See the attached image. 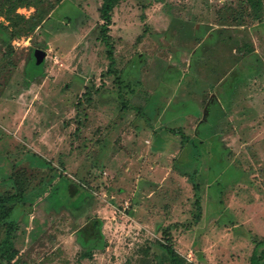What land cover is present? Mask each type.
<instances>
[{"label":"rangeland","instance_id":"rangeland-1","mask_svg":"<svg viewBox=\"0 0 264 264\" xmlns=\"http://www.w3.org/2000/svg\"><path fill=\"white\" fill-rule=\"evenodd\" d=\"M255 1L120 0L111 64L103 0H0V197H26L0 220V264L10 221L12 264H170L168 244L182 264H251L264 249ZM93 218L99 241L81 232Z\"/></svg>","mask_w":264,"mask_h":264},{"label":"trees","instance_id":"trees-1","mask_svg":"<svg viewBox=\"0 0 264 264\" xmlns=\"http://www.w3.org/2000/svg\"><path fill=\"white\" fill-rule=\"evenodd\" d=\"M120 0H103L102 7H101V16L103 19V24L101 26V37L103 41L105 42L106 46L108 47V57L111 61V64L114 63V45L112 44V38L109 34V27L112 23V12L114 8L117 6ZM251 4L256 5L257 1L255 0H249ZM36 60V59H35ZM43 65V62L39 65L34 64L33 70L28 72V78H33L35 73L41 72V66ZM178 134H181L182 137L190 141L192 140L189 136H187L182 130L175 131ZM71 186H76L71 183ZM24 194H15V195H8L4 198L0 197V220L4 218H9L11 214L14 211V208L16 205L22 204L23 200L25 199ZM201 197L198 196L196 200L197 204V215L196 220L199 221L201 219V213H202V205H201ZM12 203L11 205H6V203ZM7 230V241L3 244V249L1 251V259L7 264H12V261L14 260L15 256L17 255V251L14 248L13 243V231L15 229V222L10 221V225L8 226ZM100 228H101V221L97 218H93L87 223L85 226L81 228V232L83 235H85L87 241L90 239L92 240H100L102 238V235L100 234ZM91 251H86L82 254L83 258H90L92 257ZM166 254L168 255L170 259V264H182V259L179 256L176 249L171 245L168 244L166 246ZM251 264H264V249H262L260 252L255 250L252 257H251Z\"/></svg>","mask_w":264,"mask_h":264},{"label":"water","instance_id":"water-1","mask_svg":"<svg viewBox=\"0 0 264 264\" xmlns=\"http://www.w3.org/2000/svg\"><path fill=\"white\" fill-rule=\"evenodd\" d=\"M34 56L36 59V64L39 65L43 62L45 57L47 56V52L42 49H36L34 52ZM208 113V106L204 110V119H206V114Z\"/></svg>","mask_w":264,"mask_h":264}]
</instances>
